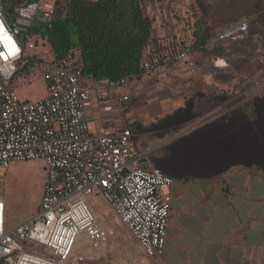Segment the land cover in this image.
I'll return each mask as SVG.
<instances>
[{"label": "built area", "instance_id": "1", "mask_svg": "<svg viewBox=\"0 0 264 264\" xmlns=\"http://www.w3.org/2000/svg\"><path fill=\"white\" fill-rule=\"evenodd\" d=\"M54 13L55 0L25 1L12 8L0 0V21L19 48L15 57H0V169L14 160L41 158L46 164L41 201L30 217L7 229L6 204L0 197V264H94L109 256L110 243L131 262L132 252H124L131 251L127 240L143 257L161 254L171 200L164 188L172 178L158 167L141 164L143 155L130 127L92 132L86 116L92 102L99 103L101 112H112L102 89L125 87L135 76L97 80L69 54L45 68L40 79L28 80L43 82L40 98L17 92L25 84L18 74L29 40L47 41L43 31L51 27ZM247 31L248 20H241L220 28L209 42L218 45ZM0 53L7 49L0 47ZM187 57L184 46L158 59L144 57L141 74ZM213 64L223 67L226 61L217 55ZM96 80L101 85L93 92L90 84ZM261 87L264 78L237 95L255 96ZM29 242L45 247L47 255L31 251Z\"/></svg>", "mask_w": 264, "mask_h": 264}, {"label": "crops", "instance_id": "2", "mask_svg": "<svg viewBox=\"0 0 264 264\" xmlns=\"http://www.w3.org/2000/svg\"><path fill=\"white\" fill-rule=\"evenodd\" d=\"M141 75L125 87L100 88L114 110L103 113L92 102L86 116L92 132L130 127L141 164L172 178L164 188L171 200L163 251L145 258L149 264H264V87L255 96L237 95L264 72L241 82L233 96H171ZM99 84L91 82L93 92ZM114 245L95 263L129 264L115 259Z\"/></svg>", "mask_w": 264, "mask_h": 264}, {"label": "rangeland", "instance_id": "3", "mask_svg": "<svg viewBox=\"0 0 264 264\" xmlns=\"http://www.w3.org/2000/svg\"><path fill=\"white\" fill-rule=\"evenodd\" d=\"M243 7V5L237 6L236 11L240 12ZM227 10L226 0H145L144 11L152 17L155 31L152 43L160 47L159 52L155 54L146 49L147 56L158 59L184 46L192 37L193 22L199 15L207 14L221 19ZM254 18L255 14L243 15L238 21L217 26L216 30L227 24L248 20L246 33L236 34L218 45L209 42L215 34L211 36L206 46L217 47L216 50L219 53L214 50L209 54L188 52L186 59L167 63L153 72L142 74L139 79L160 83L159 86L162 87L160 90L171 96H233L241 82L264 72V26L259 25ZM19 38L25 40L24 34L21 33ZM151 48L149 46V49ZM217 55L225 58L226 67L214 66L213 58ZM32 56L35 61L23 70L24 64ZM71 59L76 61L77 57L73 55ZM52 64L51 48L48 42L36 37L29 40L21 62V72L19 71L18 74L19 80L23 78L24 80L21 81L25 83L17 87L20 97L37 99L43 95V82L40 80L28 82V80L40 79L42 71ZM45 176L46 164L41 158L14 160L10 162L8 168L0 169V197L6 204L5 227L7 229L38 210ZM97 214L99 215V212ZM119 237L121 234L120 232L117 234L116 230L114 238ZM127 242L132 252L129 264H149L139 251L136 253L138 249L130 244L129 240ZM114 246L117 250L115 259L124 260L120 248L116 244ZM28 247L33 252L47 255V249L38 243L29 242ZM115 248H112L113 252Z\"/></svg>", "mask_w": 264, "mask_h": 264}, {"label": "trees", "instance_id": "4", "mask_svg": "<svg viewBox=\"0 0 264 264\" xmlns=\"http://www.w3.org/2000/svg\"><path fill=\"white\" fill-rule=\"evenodd\" d=\"M4 1L12 8L31 0ZM144 4L145 0H55L52 25L43 31L51 48L52 62H59L70 54L77 57L83 71L93 73L97 80L140 76V62L149 57L146 49L154 54L160 49L152 43L153 20L144 11ZM226 5L227 13L221 19L202 14L194 20L192 37L184 45L188 52H217V47L206 46L211 36L226 25L217 30L216 27L238 21L243 15L255 14V21L264 26V0H226ZM239 5L245 8L237 12ZM38 28L33 26L32 30ZM34 61L32 56L23 70Z\"/></svg>", "mask_w": 264, "mask_h": 264}, {"label": "snow or ice", "instance_id": "5", "mask_svg": "<svg viewBox=\"0 0 264 264\" xmlns=\"http://www.w3.org/2000/svg\"><path fill=\"white\" fill-rule=\"evenodd\" d=\"M0 47L7 49V54L13 57L19 52V48L16 46L12 36L7 34L3 21H0ZM0 57L6 59L7 55L0 53Z\"/></svg>", "mask_w": 264, "mask_h": 264}, {"label": "clouds", "instance_id": "6", "mask_svg": "<svg viewBox=\"0 0 264 264\" xmlns=\"http://www.w3.org/2000/svg\"><path fill=\"white\" fill-rule=\"evenodd\" d=\"M5 55H7V53H4Z\"/></svg>", "mask_w": 264, "mask_h": 264}]
</instances>
